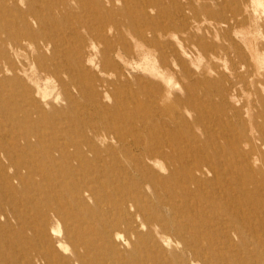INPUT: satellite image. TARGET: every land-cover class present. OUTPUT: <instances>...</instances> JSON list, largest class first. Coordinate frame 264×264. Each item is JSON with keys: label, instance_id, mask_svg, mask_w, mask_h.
I'll use <instances>...</instances> for the list:
<instances>
[{"label": "rangeland", "instance_id": "1", "mask_svg": "<svg viewBox=\"0 0 264 264\" xmlns=\"http://www.w3.org/2000/svg\"><path fill=\"white\" fill-rule=\"evenodd\" d=\"M258 191L264 0H0V264H264Z\"/></svg>", "mask_w": 264, "mask_h": 264}, {"label": "bare ground", "instance_id": "2", "mask_svg": "<svg viewBox=\"0 0 264 264\" xmlns=\"http://www.w3.org/2000/svg\"><path fill=\"white\" fill-rule=\"evenodd\" d=\"M256 46V45H255ZM251 81V80H250ZM252 83V82H251ZM126 96V95H125ZM249 113H251V112H249ZM248 113V114H249ZM249 116V115H248ZM249 117H251V115L249 116ZM250 123V122H249ZM251 125V124H250ZM247 144V143H246ZM240 147H242V144L241 143H239L238 144ZM254 159H256L257 160V158H254ZM240 163H241V170L243 171V172H246L247 170L248 171H252V172H255L254 171V169H253V166H252V164H251V161L249 162L247 159H246V156H244V157H242L241 158V160H240ZM249 176V175H248ZM44 187V186H43ZM33 192H34V190H33ZM259 192V191H258ZM264 194H263V192H259V196H263ZM44 198V197H43ZM68 198V197H67ZM20 201V200H19ZM252 211V210H251ZM117 218V217H116ZM135 219V218H134ZM134 221V220H133ZM101 229V228H100ZM37 237V236H36ZM127 242V241H126ZM44 243V242H43ZM46 243V242H45ZM128 244V243H127ZM10 250H12V249H10ZM19 250V249H18ZM17 250V251H18ZM140 257V256H139ZM9 258V257H8ZM108 258V257H107ZM44 259V258H43ZM114 260V259H113ZM203 261V260H202Z\"/></svg>", "mask_w": 264, "mask_h": 264}]
</instances>
